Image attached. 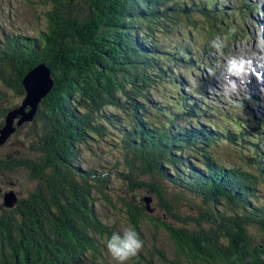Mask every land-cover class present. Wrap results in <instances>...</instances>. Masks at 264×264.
I'll list each match as a JSON object with an SVG mask.
<instances>
[{"label":"trees","instance_id":"1","mask_svg":"<svg viewBox=\"0 0 264 264\" xmlns=\"http://www.w3.org/2000/svg\"><path fill=\"white\" fill-rule=\"evenodd\" d=\"M40 1L53 4L44 13L45 30L29 38L4 34L0 40V128L6 112L17 105L14 99L24 97L25 73L43 64L51 87L36 104L32 122L16 130L39 133L37 151L44 167L38 171L46 196L36 207L18 202L0 215V264H76L94 251L93 236L106 243L118 232L101 222L94 207L98 200L110 204L104 192L109 190L108 178L78 167L87 139L109 130L121 141L122 156L127 159L130 153L134 158L119 176L128 179L129 189L140 185L158 200L160 215L155 217L153 208L147 210L141 201L118 196L129 227L139 233L140 219L155 223L186 264H264V240L257 244L248 232L255 227L264 233V203L255 194L258 182L264 186V115L256 119L252 134L248 132L253 143L249 156L241 157L246 162L242 167L226 165L207 148L219 141L239 144L248 137L242 124L211 130L206 116L198 119L197 101L183 95L174 103L194 126L174 124L178 114L149 96L154 83L176 78L157 61L162 49L158 33L177 29L183 20L195 21L202 26L203 39L214 43L231 32L230 22H225L231 10L242 9L226 8V0H82V21L74 22L60 10L76 0ZM172 46L170 53L176 48ZM184 101L194 104L188 110ZM145 105L154 110L150 119ZM47 166L58 170L48 179ZM166 181L178 193L197 198L208 212L197 207L191 213L183 204H173ZM132 259L140 263L137 256Z\"/></svg>","mask_w":264,"mask_h":264},{"label":"rangeland","instance_id":"2","mask_svg":"<svg viewBox=\"0 0 264 264\" xmlns=\"http://www.w3.org/2000/svg\"><path fill=\"white\" fill-rule=\"evenodd\" d=\"M226 1H228L226 8L230 6L237 7L240 2V0ZM245 1L248 4L242 3L239 5L240 8L242 7L241 12L244 9L243 13L238 14L235 10H231V17L225 20V22H230L231 32L225 33L224 36H220L216 40L221 45L219 48L214 46L213 42H207L203 39L204 36L200 31L202 26L198 27V24L195 26V21L190 24L183 20L179 22L177 29L171 28L168 33H158L157 38L162 43V49L159 51L157 61L163 64L165 70L174 74L176 78L172 81L163 80L165 82L154 83V87L149 91L152 101L161 102L164 106L170 108L173 113L178 114L175 116L174 124H182L183 122L189 124L185 113H183L185 110L178 108L174 103L181 98V95L197 101L199 104L197 108L200 109L196 112L198 119L203 120V116H206L207 120L213 124L211 130H213V126H215L214 130L216 127L219 129H231L233 123L242 124L248 137L244 136L239 141V144L230 145L219 141L207 148L215 159L223 164L241 167L246 162L241 160V157L249 156L250 147L253 143L249 133L255 127L256 119L261 117L260 114L264 115V83H259L255 77H252L257 83L256 86L251 84L243 85V82L249 81L251 77L246 79L231 76L230 79L235 83V88L232 89L228 86L225 79V69L230 58H242L251 62V59L255 61L256 59H261L262 57H256L264 52V13L259 12V15L257 12L247 13L253 9V4H259V8L263 11L264 0ZM82 6L83 1L76 0L66 4L60 11L64 16L67 14L73 17L74 22L77 20L79 22L82 21ZM67 8L71 9L69 10L70 12L67 11ZM52 9V3H45L40 0H0V40L4 34H7L5 36L14 35L22 36L23 38L37 36L47 27V19L44 13ZM193 24L194 26H190ZM232 33H234L233 36ZM172 45H175L176 48L173 53H170L168 50L174 48ZM206 47L209 50H205ZM186 50L188 51L186 52ZM252 64L258 65V62ZM189 65H193V67ZM34 76L36 77L35 82H43L41 71H37ZM222 92H224V95ZM253 92L257 96L253 95ZM14 102L19 105L18 103L21 101L16 98ZM183 103L188 110L194 104L192 101L190 103L184 101ZM3 104L4 102L1 101L0 106H3ZM35 112H33L29 121H25L20 125H15L16 117L12 122L13 124H11L12 127L14 125L13 131L0 144V215L17 207L20 203L27 207L26 204L28 205L27 202H29L32 203L33 207H36L39 198L43 199L46 196L43 190L45 181L40 179L41 175L39 176L41 174L39 171L44 167L42 166V159H39L41 155L37 151L39 133L34 130L26 131L25 128L19 131L16 130L22 124L27 126L26 123L32 122ZM153 116L154 110L145 105V117L150 119ZM163 120L168 121L165 116H163ZM193 123L196 124V121ZM189 126L192 127L194 125L190 123ZM225 131L227 130H223V133ZM261 138L264 140V135ZM124 152L121 141L118 140L115 131L109 130L104 132V134L94 135L87 139L82 146L78 163L80 169H93L96 173L101 174L102 177L108 178L109 190H104V192H106L110 204L98 200L94 207L99 214L101 222L115 227L120 234H123L124 229L129 227V222L124 213L125 210L117 202L118 196L131 197L139 203L142 202L144 207L146 204L140 198L150 197L147 205L149 208H153L151 214L155 217L160 215L159 208L156 206L158 200H156L154 194L150 193L145 187H140V185H138L139 187L132 186V189H129L128 187L131 185L128 179L119 176V172H125L130 165V161L134 162V158L130 153L125 154L128 156L127 159L122 156ZM2 161L6 163H2ZM15 162L20 165H16ZM4 164L5 166H12V169H4ZM244 168L249 171L253 170V167H249L248 164H244ZM44 170H48L47 179L51 174L58 172V170L48 166ZM133 174L135 175L134 172ZM44 176L46 177L47 175ZM135 177L137 179L141 178L138 175ZM72 182L84 183V181L79 179H71ZM91 182L94 189L98 191L95 187V181L91 180ZM165 185L166 191L169 192L168 199L170 201L174 200L173 204L181 203L191 213H195L197 207H200L199 211L208 212V209L203 207V203L197 198L183 192L178 193V190L171 189L172 187L169 186L167 181ZM256 186V201L264 203V186L259 182ZM7 191H11L15 197V201L9 207H5L2 204V196ZM165 199L167 201L166 197ZM18 202L20 203L18 204ZM171 223L179 225L172 220ZM138 227V235L143 241V247L137 255L140 262L138 264H186L175 253L173 244L164 229L156 226L155 223L146 218L139 220ZM248 232L257 244H262L264 233L261 230L250 227ZM92 238L95 240L92 244L95 247L94 251L88 252L86 256L84 254L76 264H116V261L112 259L107 251L106 243L96 236ZM156 250L164 254L166 261L161 259ZM133 263V259L127 262V264Z\"/></svg>","mask_w":264,"mask_h":264},{"label":"clouds","instance_id":"3","mask_svg":"<svg viewBox=\"0 0 264 264\" xmlns=\"http://www.w3.org/2000/svg\"><path fill=\"white\" fill-rule=\"evenodd\" d=\"M214 46L221 47L217 42H214ZM225 71V79L228 86L232 89L235 88V83L230 79L231 76L238 78L255 77L259 83H264V66H254L250 61L242 58H230ZM142 247L143 241L131 227L124 229L122 235L118 232H113L106 242L107 251L112 259L116 261V264H127L129 260L138 255Z\"/></svg>","mask_w":264,"mask_h":264},{"label":"water","instance_id":"4","mask_svg":"<svg viewBox=\"0 0 264 264\" xmlns=\"http://www.w3.org/2000/svg\"><path fill=\"white\" fill-rule=\"evenodd\" d=\"M36 69L29 70L22 78V83L25 88V94L20 104L6 112L4 125L0 128V144L5 141L8 135L13 131V120L17 117L15 125H20L25 121H29L32 118L33 112L36 110V104L42 96H44L51 87V80L48 78V69L39 64ZM37 71H41L44 79L42 83H37L34 74ZM34 79V80H33ZM28 107L27 110H25ZM141 200L146 204L145 208L150 210L147 203L150 201V197H142ZM15 201L14 194L11 191H7L3 194V206L9 207Z\"/></svg>","mask_w":264,"mask_h":264},{"label":"bare ground","instance_id":"5","mask_svg":"<svg viewBox=\"0 0 264 264\" xmlns=\"http://www.w3.org/2000/svg\"><path fill=\"white\" fill-rule=\"evenodd\" d=\"M242 3H244V4H248V3H246V1L245 0H240V2H239V4H238V6L240 5V4H242ZM227 5V4H226ZM254 6H252L253 7V9L251 10V11H248L247 13H252V12H257V14L259 13V12H263L264 13V10L263 11H261V9L259 8L260 6H259V4L257 5V4H253ZM228 8V7H227ZM241 9H242V7H241ZM244 10V9H243ZM246 10V9H245ZM239 13H243V12H239ZM238 13V14H239ZM259 15V14H258ZM256 61L259 63V62H263L264 61V57H262L261 59H256ZM255 60H252L251 59V62L252 63H254V64H256L257 62H256ZM254 66H256V65H254ZM40 67V66H39ZM36 69V68H35ZM48 77H49V71H48ZM243 78V77H242ZM248 78H250V77H247L246 79H248ZM49 79H50V77H49ZM250 81V82H249ZM249 81H245V82H243V85H246V84H251V85H254V86H256V81L251 77L250 78V80ZM41 82V81H40ZM210 82V81H209ZM212 82V81H211ZM253 95H255V96H257L254 92H253ZM249 97V96H248ZM247 97V98H248ZM258 100V99H257ZM241 101L242 102H244L242 99H241ZM149 214V213H148Z\"/></svg>","mask_w":264,"mask_h":264}]
</instances>
